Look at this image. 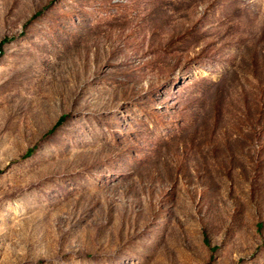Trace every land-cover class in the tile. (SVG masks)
I'll use <instances>...</instances> for the list:
<instances>
[{"label": "rangeland", "instance_id": "1", "mask_svg": "<svg viewBox=\"0 0 264 264\" xmlns=\"http://www.w3.org/2000/svg\"><path fill=\"white\" fill-rule=\"evenodd\" d=\"M0 264H264V0H0Z\"/></svg>", "mask_w": 264, "mask_h": 264}]
</instances>
